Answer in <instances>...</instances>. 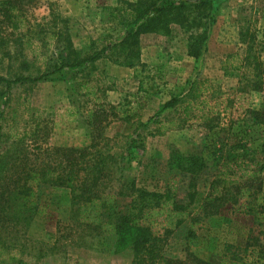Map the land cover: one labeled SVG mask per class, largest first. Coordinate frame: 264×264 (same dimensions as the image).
<instances>
[{
    "label": "rangeland",
    "instance_id": "rangeland-1",
    "mask_svg": "<svg viewBox=\"0 0 264 264\" xmlns=\"http://www.w3.org/2000/svg\"><path fill=\"white\" fill-rule=\"evenodd\" d=\"M136 1L35 0L24 5V18L13 35L15 39L26 34L24 45L0 46V76H39L46 70V61L55 63L66 45V34L75 50L82 55L93 54L135 29L129 23L130 5ZM177 1L157 0L159 6ZM183 1L208 2L202 9L214 18L212 23L208 21L207 38L198 58L188 54L189 34L175 22L169 24L170 34L146 33L139 41L140 62L152 73L161 71L165 86L138 93L134 70L117 65L110 58L95 63L85 89L72 90L75 72L66 69L36 83H0V126L4 137L0 147H10L37 126L42 129L39 135L47 136L43 147L88 146L91 139L85 115L98 97L107 109L108 105L127 103L124 111L108 122L105 140L97 150L116 155L120 168L117 176L133 179L138 187L150 191L165 188L170 176L167 161L173 149L204 157L209 167L202 178L206 180L211 179L210 174L229 151L246 153L253 167L264 164V125L257 123L252 114L263 110V97L247 86L252 71L243 65L247 44L242 43V39L248 42L253 36L255 51L264 57V0ZM53 31L62 34L61 40L52 38ZM193 83L197 84L199 98L192 102L206 101L207 108L212 107L210 120L200 119L207 109H195L193 117L185 116L181 104L161 110L174 96L186 99ZM76 108L81 113L67 111ZM263 116L258 118L264 119ZM170 123L174 128L167 130ZM261 180L264 190V172ZM187 185L188 181L181 177L178 199L183 202L187 200ZM38 192L41 203L46 205L45 214L33 216L25 233L17 229L7 236L10 245L16 237V248L8 245L0 249V264H132L134 252H115L113 237L87 236L70 226L66 189L42 185ZM129 201L119 198V209L123 210ZM204 221L206 228L196 232L202 239L200 246L186 248L188 222L184 221L163 239L161 253L177 259L179 264H196L191 256L208 264H221L225 243L244 244L237 234L238 224L251 228L254 223L251 217L231 216L223 209ZM231 222L237 225L231 227Z\"/></svg>",
    "mask_w": 264,
    "mask_h": 264
},
{
    "label": "trees",
    "instance_id": "trees-1",
    "mask_svg": "<svg viewBox=\"0 0 264 264\" xmlns=\"http://www.w3.org/2000/svg\"><path fill=\"white\" fill-rule=\"evenodd\" d=\"M33 1L0 0V46L8 47L12 43L15 48L23 47L26 34H19L15 39L13 35L24 18V5ZM207 4L206 1L191 3L178 0L159 6L157 0H137L130 5L129 26H135L133 31L125 32L123 37L107 43L91 55H82L75 50L66 34V45L57 54L55 63H51L50 59L46 61V70L39 76L18 75L14 79L0 76V83L7 86L36 83L66 69L75 72L72 90L85 89L95 71V63L102 58H110L117 65L134 70L138 93L157 90L167 82L161 71L152 73L146 64L140 62L141 35H168L171 31L169 24L175 22L189 34L188 54L198 58L207 38L208 21H214L212 15L202 9ZM51 36L57 41L62 38L57 31H53ZM36 40L40 41V38ZM254 40L253 36L248 42L242 39V43L247 44L243 65L252 71L247 86L263 97V110L253 111L252 114L257 117V123L264 125V119L258 118L264 115V57L255 51ZM196 83L190 85L186 99L174 96L164 103L161 110L176 108L181 104L185 116L193 117L195 109H207L200 119L210 120L212 107L207 108L204 100L192 102L199 98ZM136 102L139 105L137 99ZM126 105H108L107 109L96 97L93 107L85 115L84 122L91 139L86 147H43L47 144V136L39 135L42 129L39 130L38 126L25 132L10 147H0V249L8 245L16 248V237L10 245L7 236L17 229L25 233L33 216L45 214L46 205L41 203L38 192L39 187L45 185L68 191L71 227L91 237H113L115 252L127 249L134 252L132 264H179L177 259L161 253L163 239L187 221L186 248L200 246L202 239L197 235V230L206 228L204 219L219 214L222 209L231 216L251 217L255 224L251 228L238 224L240 231L238 229L237 234L244 244L225 243L221 264H264V243L259 237L261 235L264 240V190L261 180L264 164L253 167L246 153L229 151L217 164L214 173L210 174L211 179L206 180L202 178L208 174L209 167L204 157L186 155L173 149L167 161L170 176L165 188L150 191L138 187L133 179L117 176L120 168L116 155L97 150L99 143L105 140L104 131L108 122L117 118ZM67 111L74 115L80 112L78 108ZM173 128L174 125L170 123L166 129ZM1 129L0 126V146L4 138ZM181 177L188 181L186 202L178 199V181ZM119 198L130 200L123 210L119 209ZM233 224L237 225L231 222L230 226L233 227ZM191 257L196 264H208L195 256Z\"/></svg>",
    "mask_w": 264,
    "mask_h": 264
}]
</instances>
